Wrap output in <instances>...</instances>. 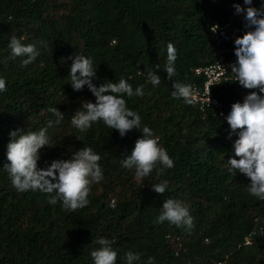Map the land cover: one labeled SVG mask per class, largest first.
<instances>
[{"label":"trees","instance_id":"1","mask_svg":"<svg viewBox=\"0 0 264 264\" xmlns=\"http://www.w3.org/2000/svg\"><path fill=\"white\" fill-rule=\"evenodd\" d=\"M264 0H253L259 8ZM243 0H0V264H94L91 252L101 237L112 243L116 264H127L125 254H138L133 264H264V201L253 197L250 181L228 160L236 136L228 139L229 125L210 114L201 115L183 98L172 96L173 81L198 82L192 69L210 62L209 28L231 20L224 45L235 63L234 40L243 35L244 18L234 5ZM34 44L39 55L22 66L25 57H13L12 36ZM232 35V37H230ZM176 49V75L165 70L167 44ZM77 54L93 60V84L118 83L124 78L144 95L123 98L141 117L174 162L158 175L160 165L139 178L125 169L140 129L121 137L103 121L84 132L72 116L84 101L95 102L85 86L74 91L70 68ZM161 78L153 86L147 73ZM251 90L237 81L217 86L212 95L229 114ZM49 128V144L40 150L39 169L55 160H68L83 146L101 156L103 179L90 186L87 206L66 211L61 202L48 203L40 191H18L8 173L10 132ZM167 182L165 193L152 185ZM166 199L182 201L193 217L194 228L157 223ZM251 234V243L243 238ZM176 237L177 242L173 240ZM177 244L179 246H177Z\"/></svg>","mask_w":264,"mask_h":264},{"label":"clouds","instance_id":"2","mask_svg":"<svg viewBox=\"0 0 264 264\" xmlns=\"http://www.w3.org/2000/svg\"><path fill=\"white\" fill-rule=\"evenodd\" d=\"M244 5H234L237 14L243 15L245 31L242 36L234 40L236 61L231 67L241 87L251 90L244 97L243 103L232 104L231 111L226 117L231 129L228 139L236 136L232 147L234 155L228 160L231 169L244 175L250 184L247 191L264 201V2L259 8L253 7V0H243ZM8 47L13 57H25L22 66L31 64L39 55L34 44H22L21 38L12 36ZM175 46L167 44V63L165 70L169 80L176 75L174 67L176 61ZM72 59L70 68L71 86L74 91H80L85 86L95 97V102L84 101L72 116V125L81 132L89 129L93 123H103L119 132L121 137L132 129H140L142 138L137 139L130 154L121 159L125 169H135L139 178L148 176L160 165L158 175L164 169L174 166L167 150L160 146L159 138L147 127H141V117L135 111L128 109L126 94L143 96V87L132 86L121 78L118 83H103L99 87L93 84L96 70L93 60L77 54ZM148 80L153 86L161 83V78L154 72L147 73ZM172 96L183 98L185 103L192 102L195 94L191 84L173 81ZM6 91V81L0 78V92ZM48 112L56 117L49 120L47 126L38 131L24 132L23 129L11 131L7 144L6 157L8 163L3 170L8 173L13 186L20 192L40 191L48 195V203L55 205L62 203L66 211H75L88 205L90 186L103 179V171L99 164L101 156L91 147L83 146L75 151L68 160L52 161L46 169H39L40 150L49 144V128L59 125L63 115L52 107ZM221 115H223L221 113ZM167 182L152 185V190L158 194L165 193ZM165 221L185 227L191 231L194 228L193 217L186 204L179 200L166 199L157 217V223ZM99 246L91 252L94 264H116L117 253L112 248L113 241L101 237L95 241ZM127 264L139 260V255L131 251L125 254ZM148 264H153L149 258Z\"/></svg>","mask_w":264,"mask_h":264},{"label":"built area","instance_id":"3","mask_svg":"<svg viewBox=\"0 0 264 264\" xmlns=\"http://www.w3.org/2000/svg\"><path fill=\"white\" fill-rule=\"evenodd\" d=\"M230 24L231 20L220 25L214 24L209 28L212 35V43L209 48L210 62L192 69V74L198 79V82L191 83L195 94L190 103L201 115L210 114L227 125L226 117L228 114L217 98L212 95V89L237 81L230 67L233 64L231 50L224 45V38L228 35ZM251 234L249 233L243 238V246L250 245ZM173 240L178 241L176 237ZM177 246L179 245L177 244Z\"/></svg>","mask_w":264,"mask_h":264}]
</instances>
